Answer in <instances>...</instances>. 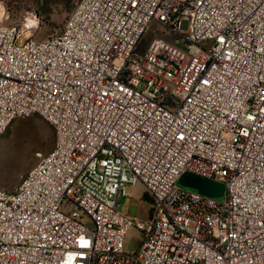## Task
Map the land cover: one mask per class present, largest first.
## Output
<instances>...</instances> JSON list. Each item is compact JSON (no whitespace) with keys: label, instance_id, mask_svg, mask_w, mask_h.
<instances>
[{"label":"built area","instance_id":"1","mask_svg":"<svg viewBox=\"0 0 264 264\" xmlns=\"http://www.w3.org/2000/svg\"><path fill=\"white\" fill-rule=\"evenodd\" d=\"M32 26L0 3V140L34 115L56 135L0 187V264H264V0H79L59 34ZM138 184L146 222L119 212Z\"/></svg>","mask_w":264,"mask_h":264},{"label":"rangeland","instance_id":"2","mask_svg":"<svg viewBox=\"0 0 264 264\" xmlns=\"http://www.w3.org/2000/svg\"><path fill=\"white\" fill-rule=\"evenodd\" d=\"M78 1L0 0V3L10 24L25 28L35 23L27 33L34 38L45 39L63 30ZM153 30L163 32L161 28L153 26L144 38V48L150 42ZM166 35L172 37L167 32ZM55 140L54 127L39 115L13 122L0 140V187L13 191L23 177L53 151ZM177 186L216 201L224 200L227 196L224 183L190 172L180 177ZM152 205L146 189L138 184L129 187L127 196H122L119 212L129 214L136 222H146L150 218ZM141 238L139 230L131 229L127 235L126 249L131 253L138 251Z\"/></svg>","mask_w":264,"mask_h":264}]
</instances>
